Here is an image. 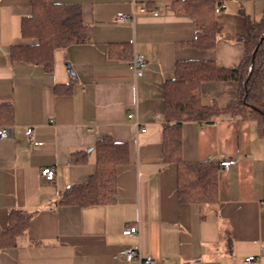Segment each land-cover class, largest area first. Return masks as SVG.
Instances as JSON below:
<instances>
[{
	"label": "crops",
	"instance_id": "0c3cea01",
	"mask_svg": "<svg viewBox=\"0 0 264 264\" xmlns=\"http://www.w3.org/2000/svg\"><path fill=\"white\" fill-rule=\"evenodd\" d=\"M55 1L81 6L90 41L57 49L48 72L11 58L12 46L23 42L21 21L31 13L30 0H0V106L13 111L10 124L0 122L12 132L0 137V230L14 209L33 214L19 245L0 251V264H139L118 257L124 248L158 264H264V138L257 121L222 115L182 124L185 161H237L220 168L215 205L180 202L178 165L165 162L163 133L164 88L177 62L239 66L248 20L262 18L264 0L224 2L215 15L213 49L191 44L196 24L178 11L183 0H134L159 15L139 14L129 22L118 15L131 14L132 0ZM135 54L148 62L138 77L130 69ZM238 89L234 81L204 82L202 101L225 108ZM131 112L146 132L129 120ZM104 136L129 149V163L117 167L116 201L60 204L69 187L96 172L95 147ZM75 154L83 161L71 162ZM46 167L56 170L54 181L42 176ZM136 225L139 234H123Z\"/></svg>",
	"mask_w": 264,
	"mask_h": 264
},
{
	"label": "trees",
	"instance_id": "16d2710c",
	"mask_svg": "<svg viewBox=\"0 0 264 264\" xmlns=\"http://www.w3.org/2000/svg\"><path fill=\"white\" fill-rule=\"evenodd\" d=\"M229 0H183L178 11L190 15L196 24L191 43L200 49H213L217 42L216 7ZM31 13L21 21L23 42L12 46L15 62L36 64L46 71L54 68L57 49L90 41L80 5L62 4L55 0H30ZM249 34L242 39L245 55L237 67H222L215 60H183L177 62L176 76L165 85L164 103L167 125L164 127L166 163L178 165V195L182 203L215 205L218 202V173L215 161L187 162L182 157L181 126L187 121L211 123L227 115L243 120H255L264 138V13L259 21L248 20ZM258 50L256 51V49ZM113 55V53L111 54ZM214 81H234L239 89L225 108L207 106L201 97L202 84ZM10 105L0 106V122L10 124ZM97 170L87 182L72 185L61 196L60 204L88 207L111 205L117 195V167L129 163L128 145L117 143L111 136L102 137L96 147ZM76 154L71 162L80 163ZM32 213L14 209L8 225L0 230V251L19 245L29 229Z\"/></svg>",
	"mask_w": 264,
	"mask_h": 264
},
{
	"label": "built area",
	"instance_id": "2783aa9c",
	"mask_svg": "<svg viewBox=\"0 0 264 264\" xmlns=\"http://www.w3.org/2000/svg\"><path fill=\"white\" fill-rule=\"evenodd\" d=\"M133 9L131 14L121 13L118 15V20L122 22H129L135 19L136 15L139 14H152L159 15L158 9H151L147 4L140 3L132 0ZM224 8V4L217 7L216 12H220ZM148 66V62L144 56L135 54L132 60L130 61V69L134 71L135 75L138 77L142 75L144 69ZM130 121H132L139 130L142 132H146L145 128L141 127V123L139 121L138 115L135 112H131L128 115ZM12 134L10 128H1L0 129V137L8 138ZM26 138L29 142L33 140V129L28 128L26 131ZM237 161L235 159H228L220 162V168L224 170H229L233 165H235ZM56 170L52 167H46L42 170V176L48 181H54L56 178ZM264 207V203H263ZM124 235L132 236L139 234V226L128 227L123 231ZM118 257L123 258L124 260L130 262L133 259H138L139 264H158V259L154 257H143L141 253L133 248H124L120 251ZM254 257H249L247 261H253Z\"/></svg>",
	"mask_w": 264,
	"mask_h": 264
},
{
	"label": "water",
	"instance_id": "95a60500",
	"mask_svg": "<svg viewBox=\"0 0 264 264\" xmlns=\"http://www.w3.org/2000/svg\"><path fill=\"white\" fill-rule=\"evenodd\" d=\"M263 40H264V37H262L261 42H262ZM257 50H258V48L256 49V51H257ZM67 66L69 67L71 73H72L73 75H75L73 69L71 68V65L68 63Z\"/></svg>",
	"mask_w": 264,
	"mask_h": 264
}]
</instances>
